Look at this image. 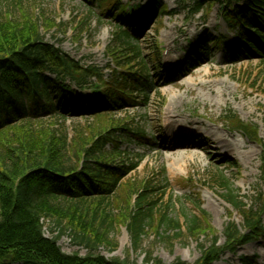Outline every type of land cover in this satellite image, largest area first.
I'll list each match as a JSON object with an SVG mask.
<instances>
[{
	"label": "trees",
	"instance_id": "obj_1",
	"mask_svg": "<svg viewBox=\"0 0 264 264\" xmlns=\"http://www.w3.org/2000/svg\"><path fill=\"white\" fill-rule=\"evenodd\" d=\"M29 1L7 0L8 5L18 6L19 17L0 12V264H130L108 260L99 253L100 248L112 245L109 237L116 225H124L135 252L148 230L166 242L172 237L198 240L206 236L210 241L207 247L198 245L201 256L193 264H214L225 253H235L260 238L264 234V144L253 124L242 122L231 112L222 117L231 131L260 144L262 153L261 188L255 190L251 206L243 202L222 171L215 168L210 174L221 198L240 216V228L231 221L224 227L221 246L215 232L207 230V214L197 198L185 197L195 208L194 214L181 205L178 218L171 215L175 211L172 199L164 202L163 192L152 181L122 182L137 167L139 157L127 164L118 161L130 156L121 153L117 144L104 150L108 142L116 141L113 133L132 132L125 120L115 119L113 114L125 104L133 105L136 84L148 72L147 66L152 63L158 69V45L145 58L140 45L121 28L145 32L167 8L159 7L158 0H150L140 11H136L140 6L125 7L120 0H92L120 25L107 49L116 70L105 81L96 67L80 65L45 41L41 28L48 33L57 26L44 19L40 24L39 18L22 11L21 4ZM205 1L195 2L196 12ZM223 2L222 17L230 31L236 30L235 44L243 42L255 50L247 29H256L264 21V0ZM86 88L92 89L91 95L83 94ZM78 118L90 121L75 128L70 138L64 123ZM113 204L119 208L117 215L111 210ZM44 222L50 223L49 237ZM64 236L72 245L84 248L86 255L63 253L58 241ZM143 261L164 264L151 252ZM172 264L187 263L177 259ZM241 264L250 261L242 259Z\"/></svg>",
	"mask_w": 264,
	"mask_h": 264
},
{
	"label": "rangeland",
	"instance_id": "obj_2",
	"mask_svg": "<svg viewBox=\"0 0 264 264\" xmlns=\"http://www.w3.org/2000/svg\"><path fill=\"white\" fill-rule=\"evenodd\" d=\"M146 1L143 0L141 4ZM193 1H160L168 6L172 15H163L161 26L157 22L144 39L134 38L133 43L140 45L145 58L157 43L162 53V67L166 68V59L176 55L180 61L186 57L190 45L204 34L225 36L226 40L231 38L221 19L218 4L194 15L190 14L188 8H184V4L191 5ZM6 2L0 0L2 15L9 13L19 17V10L16 9L18 6L12 7ZM21 9L33 18H39L40 24L43 19L56 24L57 27L48 33L41 28L47 43L82 66L98 68L105 80L110 79L111 72L116 69L107 49L112 35L119 31L110 19L97 15V11L83 0H46L42 3L31 0L23 2ZM192 31V35L182 38ZM147 68L148 73L144 77L148 85L140 88L143 93L137 95L139 103L113 114L115 119L125 120L127 126L135 132H143L141 141H135L133 136L116 139L119 141V149L130 156V159L118 161L134 162L137 155L141 158L137 169L122 180L135 183L152 181L153 186L163 192L164 202L172 199L175 211L170 213L177 218L182 213L181 205L194 214L195 208L185 197L197 198L201 210L207 214V230L211 233L213 230L220 236L218 246H221L224 227L232 221L240 228V216L221 198L222 192L210 181V174L215 168L222 171L243 202L251 206L255 190L261 188L259 176L262 151L258 144L250 142L241 134L231 133L222 123L221 117L231 111L242 122L253 124L264 144V58L253 56L237 64H230L225 62L224 51L211 48L209 55L198 61L196 68L183 70L182 74L173 77L171 83H167L168 77L162 72L156 75L152 63ZM146 96L148 100L144 103ZM177 99L180 100L174 111L176 118L180 122L185 118L189 123L182 131L176 126L165 128L166 109L171 108L170 103ZM89 121V118L65 121L69 137H72L75 128L85 127ZM167 132H171L172 136H166ZM217 134L226 138L228 143L219 145ZM221 146L231 153H226ZM104 150L108 151L109 147L105 146ZM261 189L264 192V186ZM113 207V214H119L117 205L113 204ZM262 223L264 226V215ZM49 226V222H44L47 237L50 235ZM207 230L205 234H208ZM205 237H199L198 240L184 236L172 237L166 242L160 241L154 231L148 230L135 252L124 225H116L109 237L112 245L100 248L99 253L108 260L116 258L130 264H143L147 252H151L153 257L164 264H172L177 259L193 264L201 256L197 246L205 243L207 247V240L210 241ZM58 246L67 255H86V250L72 245L67 236L58 241ZM241 258H247L250 264H264V235L237 249L233 255L224 254L214 264H240Z\"/></svg>",
	"mask_w": 264,
	"mask_h": 264
},
{
	"label": "bare ground",
	"instance_id": "obj_3",
	"mask_svg": "<svg viewBox=\"0 0 264 264\" xmlns=\"http://www.w3.org/2000/svg\"><path fill=\"white\" fill-rule=\"evenodd\" d=\"M193 33H194V31L187 32L186 34H184L182 36V38L185 39V37L190 36ZM178 100H180V99L175 100V102H171L170 103L171 108H167L166 109L165 120H166V122H168L170 124V128L172 126H176V127H178L182 131V130H184L185 128H187L189 126V123L187 122V120L185 118H183L181 120V122L179 121V119L176 118L177 117V114H175L174 111H175V109H177V101ZM175 123H177V124H175ZM166 136H172V133L171 132H167L166 133ZM216 139L218 140L219 145L220 144L223 145L224 143H228V140L226 138H223L221 135H218L217 134ZM236 146H238V144H236ZM221 148L224 149V147H222V146H221ZM226 150L227 149L225 148L224 151L226 153H228V152L231 153L229 150H227V151Z\"/></svg>",
	"mask_w": 264,
	"mask_h": 264
}]
</instances>
